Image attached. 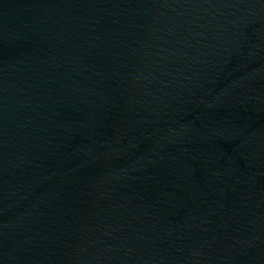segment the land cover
<instances>
[{
  "label": "water",
  "instance_id": "obj_1",
  "mask_svg": "<svg viewBox=\"0 0 264 264\" xmlns=\"http://www.w3.org/2000/svg\"><path fill=\"white\" fill-rule=\"evenodd\" d=\"M0 264H264V0H0Z\"/></svg>",
  "mask_w": 264,
  "mask_h": 264
}]
</instances>
